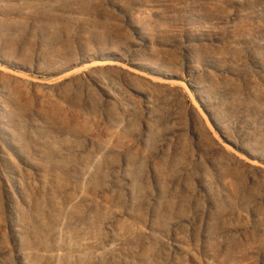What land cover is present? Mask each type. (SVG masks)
Returning a JSON list of instances; mask_svg holds the SVG:
<instances>
[{"label": "rangeland", "instance_id": "rangeland-1", "mask_svg": "<svg viewBox=\"0 0 264 264\" xmlns=\"http://www.w3.org/2000/svg\"><path fill=\"white\" fill-rule=\"evenodd\" d=\"M0 264H264V0H0Z\"/></svg>", "mask_w": 264, "mask_h": 264}, {"label": "bare ground", "instance_id": "bare-ground-1", "mask_svg": "<svg viewBox=\"0 0 264 264\" xmlns=\"http://www.w3.org/2000/svg\"><path fill=\"white\" fill-rule=\"evenodd\" d=\"M101 63V62H100ZM95 65H111L110 63H102V64H98V63H95L94 64V66ZM119 65V64H118ZM111 66H113V65H111ZM121 67V66H120ZM86 68V67H85ZM146 78V77H145ZM140 79V78H139ZM147 82H149V81H147ZM162 83V82H161ZM166 84V83H165ZM169 84H172V83H169ZM175 85L177 84V83H174ZM175 85H173V87L175 86ZM169 87V86H168ZM172 88V87H171ZM141 93V92H140ZM252 166V165H251ZM83 178H85V177H83ZM87 244H88V242L87 241H82V242H80V247H82V248H84L85 246H87Z\"/></svg>", "mask_w": 264, "mask_h": 264}]
</instances>
